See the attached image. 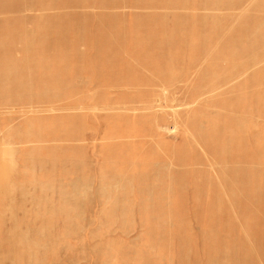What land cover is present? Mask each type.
I'll use <instances>...</instances> for the list:
<instances>
[{
    "label": "rangeland",
    "instance_id": "rangeland-1",
    "mask_svg": "<svg viewBox=\"0 0 264 264\" xmlns=\"http://www.w3.org/2000/svg\"><path fill=\"white\" fill-rule=\"evenodd\" d=\"M0 264H264V0H0Z\"/></svg>",
    "mask_w": 264,
    "mask_h": 264
}]
</instances>
